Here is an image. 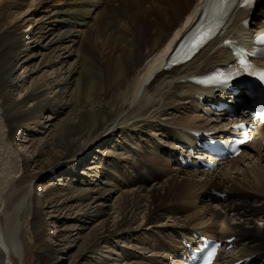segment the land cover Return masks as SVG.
<instances>
[{
  "label": "bare ground",
  "instance_id": "1",
  "mask_svg": "<svg viewBox=\"0 0 264 264\" xmlns=\"http://www.w3.org/2000/svg\"><path fill=\"white\" fill-rule=\"evenodd\" d=\"M204 4L0 0V264H27L30 239L41 264H176L194 233L233 245L217 264L263 262L264 125L215 171L179 159L189 131L226 139L233 124L190 78L252 33L237 12L166 70Z\"/></svg>",
  "mask_w": 264,
  "mask_h": 264
},
{
  "label": "rangeland",
  "instance_id": "2",
  "mask_svg": "<svg viewBox=\"0 0 264 264\" xmlns=\"http://www.w3.org/2000/svg\"><path fill=\"white\" fill-rule=\"evenodd\" d=\"M21 72V70H20ZM18 146H23V141L19 140L18 141ZM51 221L48 220V223H50ZM48 232H51L48 229ZM30 239V237H29ZM28 241V239H27ZM43 253V248L36 246L35 243L32 241V239H30V241L28 242V258H29V262L27 264H41L39 257L40 255Z\"/></svg>",
  "mask_w": 264,
  "mask_h": 264
},
{
  "label": "snow or ice",
  "instance_id": "3",
  "mask_svg": "<svg viewBox=\"0 0 264 264\" xmlns=\"http://www.w3.org/2000/svg\"><path fill=\"white\" fill-rule=\"evenodd\" d=\"M221 3H227L228 0H220ZM250 2V0H249ZM259 43H264V37L259 38L258 40ZM259 79L261 80V82H264V72L260 73L259 75ZM225 83H227V81H224ZM261 118L264 119V114H261Z\"/></svg>",
  "mask_w": 264,
  "mask_h": 264
}]
</instances>
